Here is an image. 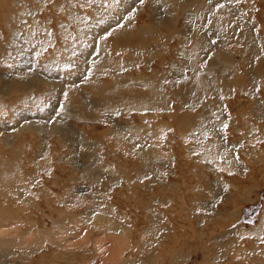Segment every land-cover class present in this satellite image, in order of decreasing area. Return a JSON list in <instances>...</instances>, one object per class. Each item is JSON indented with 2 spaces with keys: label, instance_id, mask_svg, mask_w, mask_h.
<instances>
[{
  "label": "rangeland",
  "instance_id": "rangeland-1",
  "mask_svg": "<svg viewBox=\"0 0 264 264\" xmlns=\"http://www.w3.org/2000/svg\"><path fill=\"white\" fill-rule=\"evenodd\" d=\"M49 1L55 5L43 0H0V163L11 161L12 172L7 174L10 186L7 183L5 187L15 188L11 193H5L4 198L0 196V210L8 213L4 217L11 215L10 219L13 216L18 222L20 220L22 229L33 225L38 229L53 230L64 221L67 224L63 226L67 228L75 225L74 222L81 224L85 222L80 220L82 216L86 222L93 218L97 222L99 215L105 216L99 210L106 209L109 215L123 218L124 222L114 236L124 243L121 245L123 254L113 264H147L148 260V264H153V259L150 261L144 253L149 246L143 250L135 245L138 236L134 235L144 226L147 232L142 238L148 242L155 240L153 244L159 245L157 250L151 247L148 251L153 253L152 257L165 253V264H264V236L241 235L240 232L231 236L236 230L249 231L258 226L261 216L264 223V118L261 119L263 122H257L251 117L264 105V72L257 80L252 79L254 83L246 75L257 68L264 69V0L261 3L260 0H220L222 7L206 6L212 1L205 0L204 5L194 4V9H179L175 25L174 21H161L165 12H156L158 7L155 3L151 6L149 0L143 3L140 0ZM219 12L220 16L233 21L232 37H221L206 21ZM118 16L120 19L116 18ZM117 20L123 32L118 30ZM9 27L13 34L10 36ZM191 29L198 31L196 41L192 42L200 46L204 43L202 51L209 52L198 55L196 61L185 54L191 47L186 38ZM246 32L254 36L248 44L243 40ZM257 34L263 38L257 40ZM97 43L103 47L99 52L102 60L96 54ZM249 43L253 44L249 46ZM151 52L153 57L150 56L148 72L159 73L150 78L164 80L160 86L161 94L170 102L165 110L155 113L156 119L152 111L144 110L143 115L137 112L140 104L137 101L146 103L147 99L128 101L124 95L119 96L122 93L120 87L114 89L112 86L114 81L120 82L121 70H126L127 74L122 71L120 76L128 78L136 77L139 71L148 73L143 69V61ZM114 54L116 58L121 56L118 61L121 70L118 63V68L114 63L118 60ZM130 57L143 60L139 61L141 64L137 61V66L129 65ZM121 61L129 67L124 70ZM226 62L235 65L237 70L229 69ZM211 63L220 67L210 72ZM110 68L116 70L111 73ZM197 83H200V97L193 87ZM139 89L132 83L130 90L139 92ZM210 108L217 109L219 118L213 116L211 126L207 127L197 118L201 116L203 120ZM239 111L249 116L246 119L238 116L241 132L233 133L230 117H237ZM35 121L36 125L42 122L44 130L53 125L52 130L58 134L54 131L40 133V130L37 133L35 126L21 130L22 123ZM160 121L172 126V131L162 132L163 136H159L161 139L157 142L169 145L175 162L163 165L164 174L154 172L156 177H161L159 181L148 170L142 171L140 153L144 151L140 152L141 144L138 146L130 140L129 134L130 128L145 124L154 128ZM198 129L205 131L200 142L211 139L225 143L226 151L222 149L221 152L230 158L226 167L223 162L212 165L196 158L191 146L198 142L191 134L196 135ZM185 130L187 132L182 134ZM231 141L234 144L230 145ZM158 154L159 160L163 153ZM94 181L97 182L94 184ZM170 184L176 187L173 186L172 191H168ZM2 186L1 190L4 189ZM239 189L244 192L242 195ZM165 194L172 198L171 204L165 205ZM241 198L249 200L241 202ZM148 205L151 207L146 208ZM65 208L69 210L70 218ZM83 209H88L89 213L84 215ZM236 210L239 211L235 213ZM79 213L82 216L77 215ZM68 219L73 223L70 220L69 224ZM91 231L96 234L94 228ZM161 233L166 238L157 239ZM52 246H41V250L32 252L33 256L28 259L20 258L22 254L13 259L16 264H60L63 257L67 258L61 264L82 261L79 248L70 250L64 245ZM175 247H179L178 253L173 254ZM54 249L62 251L58 260L52 259ZM96 249L97 244L90 243L83 255L93 257V264H100ZM76 254L78 258L73 257Z\"/></svg>",
  "mask_w": 264,
  "mask_h": 264
},
{
  "label": "bare ground",
  "instance_id": "bare-ground-1",
  "mask_svg": "<svg viewBox=\"0 0 264 264\" xmlns=\"http://www.w3.org/2000/svg\"><path fill=\"white\" fill-rule=\"evenodd\" d=\"M37 1V0H36ZM45 3L47 2V3H52V1H45V0H43ZM54 1V0H53ZM59 1V0H58ZM207 1V0H206ZM209 1H212V2H210V4L208 3L206 6H210V5H213V6H215V7H222V2H220V0H209ZM233 1V0H232ZM237 1V0H236ZM72 2V1H71ZM113 2V1H112ZM126 2V1H125ZM149 2H150V5L151 6H154V3L156 4V6L158 7L157 9H156V12L157 11H162V12H165L164 13V17H161V21H163V20H166L167 22H173V24L175 25V23H176V18L177 17H179V16H177V11L179 10V9H181L182 11H185V10H189V9H194V4H196V3H198V4H200V5H204V2H205V0H149ZM240 2H241V0H240ZM43 3V2H42ZM50 3V4H51ZM55 3H57V1H55ZM234 3V2H233ZM235 3H237V2H235ZM260 3H261V0H260ZM49 4V5H50ZM62 4V2H60V5ZM245 4V3H244ZM259 4V3H258ZM42 5V4H41ZM53 5H55L54 4V2L52 3V6ZM57 5H59V3H57ZM84 6V5H83ZM140 6V5H139ZM258 6V5H257ZM37 7V6H36ZM50 7V6H49ZM85 7V6H84ZM202 7V6H201ZM259 7V6H258ZM257 7V8H258ZM150 8V7H149ZM156 8V7H155ZM154 8V9H155ZM196 8V7H195ZM231 8V7H230ZM229 8V9H230ZM45 9H47V8H45ZM57 9V8H56ZM137 10L138 11H140V9L139 8H137ZM151 10V9H150ZM153 10V9H152ZM151 10V12H153ZM181 11V12H182ZM214 11V10H213ZM262 11V10H261ZM180 12V11H179ZM260 12V11H259ZM138 13V12H137ZM141 13V12H140ZM186 13V12H185ZM261 13V12H260ZM134 14V13H133ZM153 14L154 15H157V13L155 14L154 12H153ZM98 15V14H97ZM262 15V14H261ZM115 16V15H114ZM159 16V15H158ZM190 16V15H189ZM192 16V15H191ZM195 16V15H194ZM194 16H192V17H194ZM191 17V18H192ZM15 18V17H14ZM108 18V17H107ZM116 18H119L120 19V17L118 16V17H116ZM132 18V17H131ZM121 19H123V18H121ZM152 19V18H151ZM192 20H193V18H192ZM197 20H200V19H197ZM118 21L119 20H117V22H116V25H117V23H118ZM196 21V20H195ZM206 21L208 22V24H209V26H211L212 28H215V30H217V33L222 37V36H225V37H229V36H231L232 37V35L230 34L231 33V30H232V28H233V26H234V23H233V21H230L229 19H228V17H225V16H220V12L219 13H217V14H212L210 17H208L207 19H206ZM37 22V21H36ZM202 22V21H201ZM20 23V22H19ZM112 23V22H111ZM130 23H131V21H130ZM26 24V23H25ZM119 24H122V22L120 23L119 22ZM207 24V25H208ZM23 25V24H22ZM21 24H20V26H22ZM30 25H32V24H30ZM114 25V24H113ZM112 25V26H113ZM18 26V25H17ZM76 26V25H75ZM118 26V25H117ZM19 27V26H18ZM44 27H46V26H44ZM111 27V26H110ZM118 28H119V26H118ZM117 28V29H118ZM10 29V30H9ZM15 29V28H14ZM13 29V30H14ZM8 30L10 31V33H9V36H10V34L12 33L11 32V28L9 27L8 28ZM17 30V29H16ZM119 31H122L123 32V30H120V28L118 29ZM192 31L191 32H188L186 35H189L188 37H186L187 39H188V41H189V43H190V48L188 49V50H186L185 51V54L187 55V56H189L192 60H194V61H196V58L198 57V55H200V54H203L204 52L202 51V48L201 47H203L204 46V43H201V45L202 46H200V45H195V43L194 42H192V41H194L195 40V37L197 36V30H193V29H191ZM256 30V29H255ZM257 31V30H256ZM14 32V31H13ZM17 32H19V30L17 31ZM25 32V31H24ZM33 32V31H32ZM11 35H13V34H11ZM21 35V34H20ZM25 35V34H24ZM1 36V35H0ZM124 36V35H123ZM183 36V35H182ZM253 35H250L248 32H246L245 34H244V37H243V40L244 41H249V42H252V40L250 41V39H251V37H252ZM255 36H256V34H255ZM21 37V36H20ZM28 37V36H27ZM26 37V38H27ZM128 37V36H127ZM225 37H223V38H225ZM254 37V36H253ZM23 38H25V36L23 37ZM185 38V37H184ZM185 38V39H186ZM236 38L239 40V39H241L240 37H238V36H236ZM257 40H259V39H262L261 37H259V35L257 34ZM32 39V38H31ZM200 38H198V40H199ZM226 39V38H225ZM249 39V40H248ZM24 40V39H23ZM227 40V39H226ZM8 41V40H7ZM138 41V40H137ZM196 41V40H195ZM201 41H202V39H201ZM243 41V42H244ZM44 42V41H43ZM187 42V41H186ZM240 42V41H239ZM220 43V42H219ZM119 44H120V42H119ZM125 44V43H124ZM123 44V45H124ZM134 44V43H133ZM199 44V43H198ZM247 44H248V42H247ZM250 44H253V43H249V46H250ZM260 44H262V43H260ZM43 45V44H42ZM127 45V44H126ZM125 45V46H126ZM144 45V44H143ZM195 46H200L199 48L197 47V48H195ZM128 47V46H127ZM145 47V46H144ZM146 47H147V45H146ZM208 47V46H207ZM245 47H247V46H245ZM261 47V46H260ZM41 48V47H40ZM43 48V47H42ZM102 48L103 47H101L100 45H99V43H97V45H96V50H97V55H99V52L102 50ZM119 48V47H118ZM130 48H132V47H130ZM6 49V48H5ZM38 49V48H37ZM116 49V48H115ZM205 49V48H204ZM3 50V49H2ZM40 50V49H39ZM45 50V49H44ZM93 50H95V49H93ZM121 50V49H120ZM131 50V49H130ZM132 50H134V49H132ZM129 51V50H128ZM206 51V50H205ZM252 51V50H251ZM40 52V51H39ZM118 52H119V49H118ZM247 52V51H246ZM94 53V52H93ZM129 53V52H128ZM128 53H126V54H128ZM209 52H205L204 54H208ZM240 53V52H239ZM252 53V52H251ZM261 53V52H260ZM90 54H92V50H91V52H90ZM118 54V53H117ZM125 54V53H124ZM249 54V53H248ZM7 55V54H6ZM95 55V54H94ZM104 55V54H103ZM115 55V54H114ZM153 55V52H151L150 54H148V56H149V58L148 59H145L144 61H143V63H144V70L145 71H147L148 72V64H149V61L151 60V58H150V56H152ZM213 55H215L214 53H211V56H213ZM217 55V54H216ZM112 56V55H111ZM118 56V55H117ZM251 56H253V55H251ZM7 57V56H6ZM121 57V56H120ZM120 57H117L116 58V55H115V59H118L117 61H114V63H115V65H117V63H118V61L120 62ZM153 57V56H152ZM205 57V56H204ZM213 57H215V56H213ZM247 57V56H246ZM94 58H96V56L94 57ZM218 58V57H217ZM52 59V58H51ZM89 59V58H88ZM98 59L99 60H102L103 59V56H100L99 55V57H98ZM113 59V58H112ZM111 59V60H112ZM122 59V58H121ZM126 59V58H125ZM125 59H123V60H125ZM199 59H200V57H199ZM219 59V58H218ZM243 59V58H242ZM108 60H110V59H108ZM107 60V61H108ZM141 60H143V58L142 59H139V61H141ZM209 60V59H208ZM221 60V59H220ZM48 61V60H47ZM53 61V60H52ZM55 61H56V59H55ZM138 61V60H137ZM137 61L136 60H134L133 59V57H132V59H131V57L127 60V63H129V65L130 64H135V66H137L136 64H137ZM138 61V62H139ZM210 61V60H209ZM54 62V61H53ZM60 62V61H59ZM103 63H104V61H102ZM102 62H100V63H102ZM122 62L123 61H121V65H123L124 66V70L127 68V67H129V66H127V65H124V64H122ZM217 62H219V61H217ZM241 62H242V60H241ZM240 62V63H241ZM55 63V62H54ZM53 63V64H54ZM107 63V62H106ZM112 63H113V61H112ZM126 63V64H127ZM140 63V62H139ZM244 63V62H243ZM141 64V63H140ZM199 64H201V61H200V63ZM225 64H228L229 65V69H233V70H235L236 68H235V65H231V63H225ZM34 65V64H33ZM111 65V64H110ZM114 65V66H115ZM118 65H119V63H118ZM117 65V68L120 66H118ZM113 66V67H114ZM126 66V67H125ZM131 66H133V65H131ZM222 66V65H221ZM110 66L108 65V68H109ZM112 67V68H113ZM116 67V66H115ZM142 67H143V65H142ZM142 67H140L141 68V70H142ZM218 67H220L219 65H217V64H213V63H211L210 64V66H209V68H210V72H212V71H215L216 69H218ZM11 68V67H10ZM95 68V67H94ZM121 68V66L118 68L119 70H121L120 69ZM137 68V70H138V67H136ZM50 69V68H49ZM91 69V68H90ZM93 69V68H92ZM100 69H101V67H100ZM147 69V70H146ZM201 69H204L203 67H201ZM224 69V68H223ZM258 69V68H257ZM255 70V71H250V72H248V73H246V75H248V76H250V80L252 81V79H256L257 80V78H258V76L259 75H262L263 73H261V72H264V69H258V70ZM51 70V69H50ZM86 70V69H85ZM102 70V69H101ZM110 70H111V73H113L114 72V70H116V68L112 71V69L110 68ZM237 70V69H236ZM98 71V70H97ZM104 71V70H103ZM123 70H121V72H122ZM126 71V70H125ZM125 71H123V72H125ZM144 71V72H145ZM84 72V71H83ZM87 72V71H86ZM88 72H90L89 70H88ZM102 71H100V73H101ZM118 72V70L116 71V73ZM121 72H120V74H119V77H118V80H120V82L119 81H117L116 80V82L114 81V83H112V84H114V85H112V86H114V89H115V87H120L121 88V92L122 93H124V94H122V93H119V96L120 95H124L123 97H127L128 98V101H133V100H135V99H143V100H145V99H147V100H145V102L146 103H142V100H139V101H137L138 102V104H139V107L137 106V108H139L138 110H137V112L138 113H142V115H143V113H145L144 112V110H147V111H152V112H154V117L153 118H158V116L155 114V113H157V112H159V110L161 111V110H165L169 105H170V102H169V100L166 98V96L165 95H162L161 94V90H160V86L162 85V84H164V78L162 79L163 81H160V79L159 78H155V80H152L151 78H150V76L151 77H154L155 75H157L159 72L158 71H149L148 73H146V74H142L140 71L139 72H137V73H139V74H136L135 76L136 77H131V78H128V76L127 77H124V76H120L121 75ZM122 72V73H123ZM143 72V73H144ZM222 72V71H221ZM234 72V71H233ZM119 73V72H118ZM126 73V72H125ZM107 74V73H106ZM105 74V75H106ZM115 74V73H114ZM127 74V73H126ZM162 74V73H161ZM215 74V73H214ZM101 75V74H100ZM108 75V74H107ZM264 75V74H263ZM76 76V75H75ZM114 76V75H113ZM197 76V75H196ZM213 76V75H212ZM215 76V75H214ZM220 76H222V75H220ZM36 77V76H35ZM198 77H199V75H198ZM28 78V77H27ZM123 78H127L128 80H124ZM203 79V78H202ZM199 81V80H198ZM163 82V83H162ZM194 82V81H193ZM253 82V81H252ZM108 83V82H107ZM119 83H120V85H119ZM132 83H134L135 84V86H137V87H139L140 89H139V92L137 91V90H130L131 89V85H132ZM254 83V82H253ZM74 84V83H73ZM208 84V83H207ZM116 85H118V86H116ZM129 85V86H128ZM228 85H230V84H228ZM199 86H200V83H197V84H194L193 85V87L195 88V93L196 94H199ZM68 87V86H67ZM92 87V86H91ZM71 88V87H70ZM110 88V87H109ZM97 89V88H96ZM119 89V88H118ZM117 89V90H118ZM69 90V89H68ZM120 90V89H119ZM118 90V91H119ZM94 91V90H93ZM102 91V90H101ZM112 91V90H111ZM134 91H136V92H134ZM103 92H105V91H103ZM131 92V93H130ZM130 93V94H129ZM190 93V92H189ZM118 95V94H117ZM65 96V95H64ZM201 96V94H199V97ZM120 98V97H119ZM119 100V99H118ZM127 100V99H126ZM122 101V100H121ZM119 102V101H118ZM262 103V102H261ZM259 106V105H258ZM129 107V106H128ZM250 107V106H249ZM260 107V106H259ZM262 108H258L257 109V114L256 115H253V113L251 114V117L253 118V117H255L254 118V120H256L257 122H259V121H262L261 119L262 118H264V105L262 104V106H261ZM11 108V107H10ZM213 108V107H212ZM212 108H210V109H208L207 110V113H205L204 115H203V120H202V118H200L201 116H199L198 118H197V120L198 121H200V123L202 124H204V123H206V126L207 127H210L211 126V124H210V122H212V118H216L217 119V117L219 118V116L217 115V109L215 108V110L214 109H212ZM132 109H133V107H132ZM205 109V108H204ZM203 109V110H204ZM16 112V111H15ZM66 112H68V110L66 111ZM223 112V111H222ZM224 112L225 113H227V110H225L224 109ZM243 112H238L236 115H237V117H234V115L233 116H231L230 117V120H231V122H232V125H233V133H240L241 132V126H240V122H238V116H241V117H245V119H246V117L247 116H249V115H247V114H242ZM62 115H63V113H62ZM61 115V117H63ZM141 115V116H142ZM173 115H175V114H173ZM258 115H261V116H259V117H256V116H258ZM19 117H20V115H18ZM214 116V117H213ZM143 118H145V121H146V117H143ZM240 118V117H239ZM24 120H26V118H24ZM144 121V120H143ZM202 121V122H201ZM151 122V121H150ZM175 122V121H174ZM179 122H182V121H180L179 120ZM215 122V121H214ZM247 122V121H246ZM263 122V121H262ZM215 123H217V122H215ZM37 124V121H35V122H29V123H22L21 125H22V127H21V130L22 129H26V128H29L30 126H35L34 128H35V130H36V132L37 133H39V130H40V133H41V131H46L47 133L48 132H55V130H52V128H53V125L52 126H49V127H47L48 128V130H46V128H45V130H44V125H43V123L42 122H40L39 123V125H36ZM190 124V123H189ZM264 124V123H263ZM177 125H178V123H177ZM182 125V124H181ZM213 125V124H212ZM218 125L222 128V126L218 123ZM189 126V125H188ZM63 127V126H62ZM180 127V126H179ZM31 128V127H30ZM119 129V128H118ZM131 129V131H130V134H129V136H130V140H132V141H135V143H137L138 144V146H140L139 144H141V146H140V152L141 151H144V153H140V156L143 158V160H142V163H141V167H142V171H144V170H148L150 173H153L152 175H154V172H156V173H159V174H164L166 171H165V167L163 166L164 164H168V162L170 161L171 163H170V165H172V162L174 163L175 161H174V154L172 155V150H170V147H169V145H164V144H158V142L157 141H159L160 139H161V137L163 136L161 133L162 132H164V131H168V132H170V131H172V126H169L168 125V123H165L164 121H160L158 124H156L155 126H154V128H149L148 127V125L147 124H145V125H142V126H138V127H133V128H130ZM20 130V131H21ZM209 130V129H208ZM211 130V129H210ZM223 130V129H222ZM198 131H199V133H198ZM257 131V130H256ZM118 132V131H117ZM187 131L185 130V131H183L182 132V134H185ZM220 132V131H219ZM18 133V132H17ZM20 133V132H19ZM159 133L161 134V135H159ZM189 134H191V132L189 131L188 132ZM193 133H195L194 131H193ZM204 133H205V131H203L202 129H198L197 131H196V135H193V134H191L193 137H195L196 139H197V144L196 145H194V146H191L192 147V151H194V153H196L197 154V156H196V158H198L200 161H207L208 163H210V164H212V165H217V163H218V165L221 163V162H223L222 164H224L223 166H225L226 167V164H228L230 161V158L229 157H227L228 156V154H223L221 151H222V149H224L225 150V143L224 144H221V143H219V142H217V141H213V140H211V139H207L205 142H200V140H202L205 136H204ZM55 134H58V132L56 133L55 132ZM181 134V135H182ZM188 134V135H189ZM232 134V133H231ZM206 135V134H205ZM209 135V134H208ZM159 136H161V137H159ZM179 136V135H178ZM190 136V135H189ZM210 136V135H209ZM128 137V136H127ZM127 139V138H126ZM129 139V138H128ZM239 139V138H238ZM258 139V138H257ZM240 140V139H239ZM258 140H260V139H258ZM23 142V141H22ZM84 142V141H83ZM116 142V141H115ZM232 142V141H231ZM240 142V141H239ZM87 143V142H86ZM117 143V142H116ZM119 143V142H118ZM237 143V142H236ZM231 144H234L233 142L232 143H230V145ZM239 143H237V145H238ZM240 144H241V142H240ZM239 144V145H240ZM80 145V144H79ZM85 145V144H84ZM117 145V144H116ZM96 146V145H95ZM99 146V145H98ZM123 146V145H122ZM121 146V147H122ZM133 146V145H132ZM116 147V146H115ZM231 147V146H230ZM85 148V147H84ZM120 148V147H119ZM127 148V147H126ZM149 148H152V149H149ZM188 149H191L190 147L188 148ZM194 149V150H193ZM229 149V148H228ZM228 149H227V151H228ZM122 150V149H121ZM131 150V149H130ZM94 152H95V150H93ZM124 151V150H123ZM129 151V150H128ZM226 151V150H225ZM229 151H231L230 149H229ZM98 152V151H97ZM110 152V151H109ZM163 153L161 156H160V158H159V160L157 159V154L158 153ZM17 153V152H16ZM108 153V152H107ZM129 153H131V152H129ZM159 155V154H158ZM90 156V155H89ZM109 157H110V155H109ZM114 157V156H113ZM153 157V158H152ZM152 160H151V159ZM222 158H225V159H222ZM15 159V158H14ZM99 159V158H98ZM221 160V161H220ZM126 161V160H125ZM220 161V162H219ZM11 162V161H10ZM8 163V161H6V160H4V161H1V163H0V172H1V176H0V190H1V188H3V186H2V184L4 185V189L3 190H1L2 191V193H0L1 195L0 196H3V198L5 197L4 195H6L7 193H11V190H13V189H15V188H13L12 186L11 187H7L8 185L10 186V184H9V177H8V175L7 174H9V173H11L12 172V170H11V163ZM98 162V161H97ZM264 162V161H263ZM262 162V163H263ZM5 163V164H4ZM101 163V162H100ZM103 163V162H102ZM78 164V163H77ZM90 165V164H89ZM101 165V164H100ZM109 165V164H108ZM207 165H209V164H207ZM105 166V165H104ZM156 166H158V167H156ZM76 167V166H75ZM110 167V166H109ZM170 167V166H169ZM171 167H173V166H171ZM111 168V167H110ZM140 168V167H139ZM223 168V167H222ZM83 169V168H82ZM141 169V168H140ZM85 170V169H84ZM83 170V171H84ZM109 170H112V169H109ZM137 170V169H136ZM264 170V169H263ZM113 171V170H112ZM109 172V171H108ZM170 172V174L172 173V171H169ZM111 173V172H110ZM135 172L133 171V174H134ZM10 175V174H9ZM30 175H32V174H30ZM145 175V174H144ZM173 175V174H172ZM174 175H175V173H174ZM12 176V175H11ZM146 176V175H145ZM155 176V175H154ZM220 176V175H219ZM60 177V176H59ZM23 178V177H22ZM155 178H157V179H159V181L161 180V177H156L155 176ZM67 180V179H66ZM93 180H95V179H93ZM92 180V181H93ZM23 181V180H22ZM38 181V180H37ZM31 182V181H30ZM62 182H63V180H62ZM95 182H97V181H94V184H95ZM158 182V181H157ZM8 183V185L5 187V185ZM19 183H21V182H19ZM35 183V182H34ZM15 184V183H14ZM52 184V183H51ZM97 184H101V183H97ZM148 184V183H147ZM174 184V183H173ZM173 184H170L169 185V190L168 191H172V188H173ZM16 185V184H15ZM102 185V184H101ZM27 186V185H26ZM93 186V185H92ZM46 188V187H45ZM94 188H95V185H94ZM96 188H99L98 186L96 187ZM167 188V189H168ZM174 188H176L175 186H174ZM173 188V189H174ZM48 189H49V187H48ZM150 189V188H149ZM50 190V189H49ZM247 190V189H246ZM245 190V191H246ZM0 191V192H1ZM104 191H106V189H104ZM108 191V190H107ZM106 191V192H107ZM167 191V190H166ZM167 191V192H168ZM13 192V191H12ZM238 192L242 195L244 192H242L240 189L238 190ZM6 193V194H5ZM48 193V192H47ZM34 194V193H33ZM51 194V193H50ZM15 195V194H14ZM7 197V196H6ZM174 197V196H173ZM175 199V198H174ZM247 200H249V199H246V198H241V202H243V201H247ZM10 201H11V199H10ZM19 201V200H18ZM17 201V202H18ZM165 205H168V204H171L170 202L172 201V198H169V197H166V194H165ZM49 202V201H48ZM54 202V201H53ZM53 202H51L52 203V205L53 204H55V203H53ZM56 202V201H55ZM240 202V203H241ZM16 203V202H15ZM58 203V202H57ZM65 203V202H64ZM239 203V204H240ZM68 204V203H67ZM98 204V203H97ZM99 205V204H98ZM97 205V206H98ZM66 206V205H65ZM67 206H70V205H67ZM78 206H80V205H78ZM264 206V205H263ZM53 207V206H52ZM72 207V206H71ZM77 207V206H76ZM76 207H74V208H76ZM82 207V206H81ZM85 207V206H84ZM88 207V206H87ZM95 207H96V205H95ZM99 207V206H98ZM98 207H97V209H98ZM109 207H111V206H109ZM148 207H151V205H148L146 208H148ZM153 208V207H152ZM158 208V207H157ZM66 209V208H65ZM59 210V209H58ZM58 210H57V212H58ZM84 210V209H83ZM90 210V209H89ZM56 211V210H55ZM69 212V210H67L66 209V212ZM213 211V210H212ZM237 211H239V210H236V211H234L235 213H237ZM9 212V211H8ZM59 212H60V210H59ZM62 212V211H61ZM65 212V213H66ZM67 212V213H68ZM70 212H71V209H70ZM93 212V211H92ZM100 212H104L105 213V216H98V221L96 222V220L93 218V221H87L86 222V219H85V217H83L80 213L79 214H77V215H81L82 217H79L80 218V220H83V221H85V222H83V223H81V224H78V223H76V222H74L75 223V225H72L71 227H68L67 228V226H63V224H64V220H66V219H63V223H61L60 225H57L56 226V228L54 229L53 228V230H47L46 228H44V229H38V227H33V225H30V226H28L26 229H22V226H21V222H20V220H19V222H18V220L16 219H14V218H12L11 217V219H10V216L11 215H8V216H6V217H4L6 214H8L7 212H3V211H1L0 210V264H16L17 262L13 259V257H17V259H18V257H19V255L20 254H22V257H20V258H22V259H25V257H26V259H28L29 257H31V255H32V252H35L36 250H38V249H40L41 250V246H46L47 244L49 245V246H52V248L54 247V246H58V247H62V245H64L65 247H67V249H70V250H72V249H74V248H79V250H81L80 252H79V257H80V259H82V261L81 262H79V264H93V261H94V258L93 257H84V253L86 252V250H87V248L89 247V245H90V243L91 244H93V243H96L97 244V249H96V251L98 252V255H97V258H100V264H113V262L115 261V260H117V259H120V257H121V255L123 254V249H122V247H121V245H123L124 243H121L120 241H118L117 239H115L114 238V236L115 235H117L119 232H120V228L122 227V225H123V218H119V217H116V216H113V215H109L108 213H107V210L106 209H104V210H99V213ZM151 212V211H150ZM12 213V212H11ZM50 213V212H49ZM65 213L63 214V213H61V214H63V215H65ZM87 213H89V211H88V209H85L84 210V215L85 214H87ZM95 213H98V211L97 210H95ZM9 214H10V212H9ZM69 214V213H68ZM107 214V215H106ZM151 214V213H150ZM160 214V213H159ZM58 215H59V213H58ZM62 215V216H63ZM76 215V216H77ZM263 215H264V213H263ZM69 216V218H70V214L68 215ZM107 216V217H106ZM163 216V215H162ZM261 216V215H260ZM9 217V218H8ZM50 217V216H49ZM58 216H56V218H57ZM139 217V216H138ZM164 217V216H163ZM74 219L76 218L77 219V217H75V215H74V217H73ZM89 218V217H88ZM97 218V217H96ZM59 219H60V221H61V218L59 217ZM91 219H92V216H91ZM129 219V218H128ZM170 219V218H169ZM70 220H72V219H70ZM69 219H68V222L70 221ZM89 220V219H88ZM137 220H138V218H137ZM32 221V220H31ZM67 221V220H66ZM95 221V222H94ZM153 221V220H152ZM25 222H27V221H25ZM43 222V221H42ZM154 222V221H153ZM35 223V222H34ZM59 223V222H58ZM58 223H56V224H58ZM72 223H73V220H72ZM149 223V222H148ZM30 224H33V223H30ZM65 224H67V223H65ZM64 224V225H65ZM69 224H70V222H69ZM146 224V223H145ZM158 224V223H157ZM190 224V223H189ZM23 225V224H22ZM38 225V224H37ZM43 225L46 227V223L44 224L43 223ZM135 225H137V224H135ZM192 225V224H191ZM36 226V225H35ZM131 226V225H130ZM151 226V225H150ZM171 226H173V225H170V227ZM20 227H21V230H20ZM40 227V226H39ZM50 228H52V226H49ZM89 227H91V228H94L95 230H96V234H95V232L94 233H92V231H91V228H89ZM143 227V226H142ZM145 227V226H144ZM144 227L143 228H140L137 232H136V235H134V236H138V240L135 242L136 244V248H137V246H139L141 249H143V250H145V248L146 247H148L149 246V248H151V247H153V248H157L159 245L158 244H153L154 242H155V240L152 242H148V240L147 241H145L144 240V238H142V234H144L145 232H147L145 229H144ZM164 227H166V226H164ZM174 227V226H173ZM173 227H171V228H173ZM24 228V227H23ZM153 228V227H152ZM160 228V227H159ZM191 228V227H190ZM252 229H250L249 231H246L245 229H241V231H234V232H232L231 233V236L233 235V237H234V234L236 233V232H240V234L242 235V234H244V233H246V234H249V235H255L256 237L258 236V237H261V236H264V223H263V216H261L260 217V221H259V224H258V226H255V227H251ZM136 229H138V228H136ZM156 229V228H155ZM166 229V228H165ZM240 230V229H239ZM136 231V230H135ZM173 231V230H172ZM37 232H39V233H37ZM72 232V233H71ZM150 232V231H149ZM159 233H160V230H159ZM158 234V233H157ZM261 236H260V235ZM236 235V234H235ZM168 236V235H167ZM176 236V235H175ZM174 236V237H175ZM201 236V235H200ZM240 236V235H239ZM127 237V236H126ZM129 237H130V235H129ZM145 237V236H144ZM162 237V238H161ZM199 237V236H198ZM241 237V236H240ZM240 237H237V238H240ZM128 238V237H127ZM159 238H161V239H163V238H166V237H164V236H162V233L159 235V237L157 238V239H159ZM90 239H92V241H90ZM147 239V238H146ZM185 239H186V237H185ZM203 239V238H202ZM263 239V238H262ZM170 240V239H169ZM172 240H174V239H172ZM175 240H177V239H175ZM126 242L125 243H128V241L127 240H125ZM201 241V240H200ZM232 241H233V239H232ZM234 241H235V239H234ZM179 242V241H178ZM181 242V241H180ZM134 243V242H133ZM161 243L162 242H160V245H161ZM176 243V242H175ZM174 244V243H173ZM180 244V243H179ZM134 245V246H135ZM15 246H17V247H19V248H17V249H14L13 247H15ZM124 246H126V245H124ZM128 246H129V244H128ZM173 246V245H172ZM175 246V245H174ZM173 246V247H174ZM184 246V245H183ZM167 247H168V245H167ZM49 248V247H48ZM54 248H56V247H54ZM131 248V247H130ZM135 248V249H136ZM149 248H146V250L144 251V253H146V255L150 258V261H151V259H153V264H165L164 263V258L166 257V254L164 253V254H162L161 256H156V257H152V255H153V253L152 252H150V251H148V249ZM169 248V247H168ZM171 248V247H170ZM180 248H181V246H180ZM43 249V248H42ZM49 249H51V247L49 248ZM171 249H173V248H171ZM178 249H179V247H175V249L173 250V254H176V253H178ZM46 250V249H45ZM48 250V249H47ZM53 250V249H52ZM55 251V253H54V255H52L53 256V258L52 259H59V258H61V252L62 251H58V250H56V249H54ZM138 250H140V249H138ZM142 250V251H143ZM151 250H152V248H151ZM157 250V249H156ZM182 250V249H181ZM30 251V252H29ZM43 251H44V249H43ZM83 251V252H82ZM132 251V250H131ZM134 251V250H133ZM161 251V250H160ZM171 251V250H170ZM183 251V250H182ZM226 251V250H225ZM41 252V251H40ZM73 252V251H72ZM82 252V253H81ZM135 252V251H134ZM141 252V251H140ZM140 252L138 253V254H140ZM159 252V251H158ZM69 254H71L70 253V251L68 252ZM169 253V252H168ZM183 253V252H182ZM52 254V253H51ZM136 254H137V252H136ZM169 254H171V253H169ZM184 254V253H183ZM187 254H188V252H187ZM78 254H76V255H74L73 257H76ZM155 255H157V254H155ZM33 256V255H32ZM64 256V255H63ZM62 256V257H63ZM65 256H66V254H65ZM170 256V255H169ZM177 256V255H176ZM185 256V255H184ZM70 257V256H69ZM95 257V256H94ZM147 257V258H148ZM190 256H188V258H189ZM67 258V257H66ZM65 258V259H66ZM76 258H78V257H76ZM51 259V261H53ZM63 259H64V257L62 258V262H63ZM65 259H64V261H65ZM79 259V260H80ZM166 259H167V257H166ZM171 259V258H170ZM175 259V258H174ZM56 260V261H57ZM75 260V259H74ZM137 260V259H136ZM145 260V259H144ZM146 260H148V259H146ZM145 260V261H146ZM172 260V259H171ZM188 260V259H187ZM187 260H186V262H187ZM70 261H72L73 262V260L72 259H70ZM144 261V262H145ZM169 261V260H168ZM61 262V263H62ZM151 262V263H152ZM170 262V261H169ZM60 263V262H59ZM60 263V264H61ZM69 263H71V262H69ZM69 263H67V264H69ZM136 263V262H135ZM135 263H133V264H135ZM148 263H149V260H148ZM147 263V264H148ZM174 263V262H173ZM182 263V262H181ZM21 264V263H20ZM54 264V263H53ZM64 264V263H63ZM75 264V263H74ZM172 264V263H171Z\"/></svg>",
  "mask_w": 264,
  "mask_h": 264
},
{
  "label": "snow or ice",
  "instance_id": "snow-or-ice-1",
  "mask_svg": "<svg viewBox=\"0 0 264 264\" xmlns=\"http://www.w3.org/2000/svg\"><path fill=\"white\" fill-rule=\"evenodd\" d=\"M140 2H141V3H143V2H144V0H140Z\"/></svg>",
  "mask_w": 264,
  "mask_h": 264
}]
</instances>
